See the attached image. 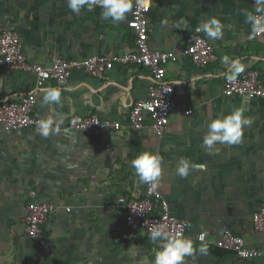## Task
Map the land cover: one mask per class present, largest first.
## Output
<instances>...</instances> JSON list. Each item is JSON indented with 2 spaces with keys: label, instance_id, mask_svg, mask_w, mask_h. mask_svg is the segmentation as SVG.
Returning <instances> with one entry per match:
<instances>
[{
  "label": "crops",
  "instance_id": "crops-1",
  "mask_svg": "<svg viewBox=\"0 0 264 264\" xmlns=\"http://www.w3.org/2000/svg\"><path fill=\"white\" fill-rule=\"evenodd\" d=\"M256 8L255 0H151L149 46L178 54L165 66L174 110L160 138L148 119L136 133L122 129L91 138L67 129L75 115L125 124L132 104L144 99L152 84L148 72L135 64L114 66L105 79L78 70L63 87L47 83L44 87L61 89V102L45 105L39 92L33 115L54 117L57 134L42 137L36 126L12 132L0 128V264H152L158 243L127 229L118 202L144 196L146 184L131 163L143 152L161 158L157 190L171 213L185 222V238L196 249L185 264H264V258L217 254L214 245L230 230L264 249L263 238L251 228L252 214L264 206V100L222 94L223 81L231 75L222 62L225 56L240 61L241 73L258 71L264 86V36H253L247 19L264 15ZM209 18L221 22L223 35L213 40L201 32L216 61L200 68L179 53ZM126 22L127 14L121 22L105 21L99 7L73 13L67 0H0V33H16L27 59L47 68L54 55L83 59L134 52ZM34 87L32 74L0 70V103L19 100ZM235 108L253 120L244 128L242 142L206 149L209 122ZM180 158L197 166L187 178L176 174ZM32 202L56 206L35 239L25 232L26 208ZM201 232L206 242L196 240ZM201 246L207 254L199 253Z\"/></svg>",
  "mask_w": 264,
  "mask_h": 264
},
{
  "label": "built area",
  "instance_id": "built-area-1",
  "mask_svg": "<svg viewBox=\"0 0 264 264\" xmlns=\"http://www.w3.org/2000/svg\"><path fill=\"white\" fill-rule=\"evenodd\" d=\"M131 5L127 13V27L133 33L136 50L132 53L113 54L111 56L93 55L83 59H64L59 55L52 56L51 67L31 63L25 56L19 36L12 31L0 33V70L18 71L34 76V90L23 95L19 100H8L0 103V128L5 132L19 131L36 126L37 117L33 115L39 89L53 82L63 87L74 71H83L99 79H105L106 73L114 66L139 65L144 68L151 79V86L144 99L135 101L130 109L125 124L119 121L101 119L96 115H75L68 119L67 129L81 132L95 138L107 132H119L127 129L131 133L139 132L145 121H150L154 134L160 138L166 131L170 114L174 110V90L165 80V66L177 59L173 51L154 50L148 42V16L151 0H129ZM262 15H256L260 17ZM253 36H264V26L254 30ZM192 65L207 67L216 61L213 46L195 31L189 44L180 53ZM225 97L247 96L264 100V86L260 81L259 72L248 70L234 79L226 77L222 85ZM191 114V110L185 111ZM125 210L124 219L129 231L142 232L150 236L156 226H163L173 235L185 238L187 226L184 221L175 217L164 196L156 189L151 190L146 184L144 196L139 200L119 199ZM56 206L52 202H32L27 205L25 232L27 237L35 239L40 235L41 227L46 223ZM253 232L264 240V206L258 208L251 217ZM198 242H206L207 236L201 232L197 235ZM215 247L230 251L238 259L264 258V249L248 245L245 239L230 230H225L214 243Z\"/></svg>",
  "mask_w": 264,
  "mask_h": 264
},
{
  "label": "clouds",
  "instance_id": "clouds-1",
  "mask_svg": "<svg viewBox=\"0 0 264 264\" xmlns=\"http://www.w3.org/2000/svg\"><path fill=\"white\" fill-rule=\"evenodd\" d=\"M255 3L257 5L256 12L264 13V0H255ZM67 7L73 13L80 12L82 8L92 11L99 7L102 19L117 23L126 19V14L131 5L129 0H67ZM247 19L253 24L254 30L264 26V15L260 17L248 15ZM222 28L223 25L218 19L209 18L200 23L196 30L215 40L222 38ZM222 62L228 65V70L231 72V75L228 76L230 80L243 71V66L239 60L229 62V58L225 56ZM180 82L176 81L173 84ZM39 91L42 93L43 104L55 105L61 102V89L47 86L41 87ZM252 123V118L244 116L242 108H235L228 114H220L216 119L209 122L207 132L203 137V144L209 150L217 143L239 144L242 142L244 128L250 127ZM36 129L39 135L45 138L59 133L60 130L56 119L52 116L39 119L36 123ZM67 132L68 130L65 129V134ZM131 163L138 180L150 185L151 190L155 191L161 178V158L152 153L143 152L138 154ZM196 167L188 159L180 158L177 162L176 174L181 178H187L190 170ZM149 238L158 243L152 264H185V257L193 256L196 251L190 239L173 235L163 226L154 227ZM198 251L201 254H207L208 249L206 246H201Z\"/></svg>",
  "mask_w": 264,
  "mask_h": 264
},
{
  "label": "trees",
  "instance_id": "trees-1",
  "mask_svg": "<svg viewBox=\"0 0 264 264\" xmlns=\"http://www.w3.org/2000/svg\"><path fill=\"white\" fill-rule=\"evenodd\" d=\"M208 248H210L211 250L213 249L211 246H209ZM215 250H216V253L217 254H221V253H231V254H233L234 256H235V254L234 253H232V252H230V251H225V250H223V249H219V248H217V247H215Z\"/></svg>",
  "mask_w": 264,
  "mask_h": 264
}]
</instances>
